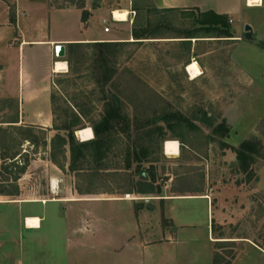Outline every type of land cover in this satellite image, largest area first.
I'll return each mask as SVG.
<instances>
[{
	"label": "rangeland",
	"instance_id": "obj_1",
	"mask_svg": "<svg viewBox=\"0 0 264 264\" xmlns=\"http://www.w3.org/2000/svg\"><path fill=\"white\" fill-rule=\"evenodd\" d=\"M44 1L55 7L97 10L107 16L101 30L92 27V32L95 35L105 32L117 40L111 41L112 46L105 51L115 73L111 83L104 85L97 70L98 61L103 59L99 48H77L72 56L74 72L57 74L52 79L56 83L52 87L55 96L52 110L40 105L42 120L38 125H24L36 133L39 129L46 130L50 144L57 134L54 128L63 124L67 113L79 115V127L92 128L105 116L106 105L114 97L119 99L121 119L113 121L114 129L108 135L105 149L97 155L96 150H87L86 157L77 164L79 170H70L71 153L67 152V160L62 161L68 166L67 172L54 187L46 162H52L50 146L42 143L32 146L23 141L21 147L18 141L24 136L23 131L12 130L5 135L0 130V149L4 154L19 150L22 164L31 165L29 174L20 181L22 195L0 196V242L13 243L8 237H17L16 232L26 219L19 214L22 204H7V201H49L78 190L116 192L125 197V192L137 190L139 183L145 181L144 173L146 182L155 176L156 187L161 192L213 193L214 210L209 211L208 201L204 199L179 202L178 214L183 223L179 228L162 216L160 209L150 210L151 227H147L144 235L153 244L139 249L129 241L134 232L130 203L109 200L87 203L83 211L96 213L100 221L97 248L75 247L76 243L71 242L75 261L79 264H264V9H244L241 24L229 22L231 36L236 38L229 41L223 53L218 49L215 55L205 59L212 71L200 80L191 81L183 66L187 45L146 41V37L193 32L201 26L203 17L199 14L188 16V24L176 21L161 25L159 16L154 14L149 20L152 23H148L146 0ZM115 10H128V20L115 21ZM57 20L53 28L56 33H82L77 15L66 19L59 16ZM247 24L255 29L252 39L245 37ZM212 46L218 48L219 43ZM70 48L69 45L68 51ZM67 58L68 53L60 60ZM2 59L12 67L18 66L17 51ZM249 80H254V85L240 86ZM16 111L18 105L14 99L0 100V121L9 120ZM75 135L83 142L77 132ZM253 135L260 138L257 137L263 147L260 153H252L255 162L244 171L236 149ZM165 139L183 142L179 157L164 155ZM5 164L0 154V192L1 186L17 173L13 167L8 173ZM23 208L29 216L42 211L32 203ZM66 242L64 238L51 239L42 251L26 246L27 264H52V260L54 264H65ZM12 245L15 246L13 243L9 248ZM34 253L36 257L32 259Z\"/></svg>",
	"mask_w": 264,
	"mask_h": 264
},
{
	"label": "crops",
	"instance_id": "obj_2",
	"mask_svg": "<svg viewBox=\"0 0 264 264\" xmlns=\"http://www.w3.org/2000/svg\"><path fill=\"white\" fill-rule=\"evenodd\" d=\"M253 8L263 10L264 0L253 6L250 5L249 0H146L148 23H152L149 21L151 20V14L159 16L158 22L161 25L174 24L176 21L181 22V24H188V16L193 14H199L203 17V20L199 22L201 26H197L193 32L189 31L174 36L160 34L158 36L146 37V41L173 42L176 46L180 44L183 47L187 45L189 50L186 63L183 65L185 66L184 71L189 75L191 81L200 80L206 73L213 70L205 64V59L211 55H215L217 53L215 51L218 49L223 53L229 47V41L236 38L235 36H231L229 22L233 24L237 22L236 26H238L243 22L244 9ZM84 11L87 12L85 19L83 18ZM37 15L40 17H37ZM73 15H77L81 34H59L53 30L59 16H63L66 19ZM224 17L229 20L228 25L224 24ZM214 21L219 23V26L216 28H212L211 24H209V22ZM102 23H107V16L97 10L93 11L88 10V8L71 6L55 7L50 2L44 0H0V100L14 99L18 105L16 115L9 120L0 121L1 132L8 135L12 130L14 132H22L23 128H28L24 124L38 125L37 122L43 118V112H40L38 109L40 105L47 106L48 111L52 110V87L56 86V83L52 79L57 74H70V66L67 61H63L67 63V71H56L57 63L62 61L55 55L57 44H64L68 53L69 45L74 43L117 41L108 37L105 32L101 35L93 34L92 27L101 30L100 25ZM214 43H219L218 48L212 46ZM16 51L19 63L17 67H12L7 62H4L2 58L11 56ZM193 62H197L202 71V75L196 79H192L187 70L188 65ZM254 83V80H249L244 84L240 83V86L248 88L254 85ZM176 140L180 143V154L177 156L165 154L166 142L164 143V155L169 158L181 155L184 144L180 139ZM18 142V144H22V138ZM26 143L29 142L26 141ZM31 145L34 146L33 144ZM21 147H23V144ZM15 153L20 154L16 156L15 160H18L22 154L19 150L15 149V152L10 150L8 158L4 159L6 164H9L7 163L8 161L12 162L10 158ZM17 162L21 163L20 159ZM46 162L51 174L50 184L54 187L58 181L63 180L68 166L61 169L49 160H46ZM30 166V164H27L25 173L18 180L19 193L13 196H0L10 198L20 197L22 195L20 181L29 174L28 168ZM66 176L68 179H74L71 175ZM138 190L125 192V197L116 192H86L78 190L75 193L70 192L65 197L54 198L49 201L44 199H34L31 201L15 199L7 201V204H22L19 214L22 219H26L25 221L22 220V225L16 232L17 237H8L13 241L15 246L12 245L13 247L9 248L13 243L5 242L3 244L0 242V253L2 252L0 264H27L26 246H33L32 248H38L42 251L44 247L48 246V241L51 239L53 241L55 238H64L67 241L65 246V264H77L78 262L71 255V242L76 243L75 247L80 246L91 249L94 247L96 249L97 236L100 230V221L96 213L89 210L85 211V209L83 211L82 209L85 208L83 205L87 203H98L106 200L130 203L133 208L132 225L134 232L130 236L129 241L132 242L133 247L139 249H145L153 244L144 235L146 234V230L151 227L150 210L156 212L160 209L162 216L171 220L176 228L183 226L178 214L180 209L178 203L181 201L204 199L208 201L209 211L211 208L214 210L213 193L207 194L199 190H178L168 193L157 189L160 192L146 194ZM129 196L130 198H128ZM148 199L155 202L151 204V202H147ZM28 203L37 205L42 211L29 216L26 209L23 208V205L26 206ZM29 218H38L40 223L31 226L28 224ZM147 227L149 228L147 229ZM4 250H6L5 253ZM35 257L36 253L31 258L34 259ZM52 264H54V260H52Z\"/></svg>",
	"mask_w": 264,
	"mask_h": 264
},
{
	"label": "trees",
	"instance_id": "obj_3",
	"mask_svg": "<svg viewBox=\"0 0 264 264\" xmlns=\"http://www.w3.org/2000/svg\"><path fill=\"white\" fill-rule=\"evenodd\" d=\"M87 16V12H83V18L85 19ZM225 25H228L229 20L225 18ZM209 24L212 25V27H218L219 23L217 21L209 22ZM227 28V26H226ZM227 31V30H225ZM111 42H96V43H74L70 44V50L68 51V58L67 62L70 66V73L74 72L73 64H72V56L74 53V50H76L79 47H94L99 48V53L102 55L103 59L99 63V66L97 67L98 72L100 73V76L102 77L103 84L108 85L111 83L114 70L110 66L108 59L106 58L105 51L109 50V48L112 46ZM104 55V56H103ZM97 62V63H98ZM52 105L54 107L55 105V96L52 95ZM119 99L118 98H112L110 100V103L106 105V114L101 119V121L97 124H95L92 129L94 132V138L89 141H83L79 142L77 140L75 133L86 127H79L80 125V117L78 114L72 113L71 116L68 115L66 111V118L63 121V124L60 127L54 128V130L57 131V134L51 139L50 144L48 143L46 135V130L39 129V131L36 133V131L33 128H23V134L22 141H28L30 144L36 145L42 143L44 146L48 147L50 146L51 150V160L56 165H58L61 169L65 168V165L63 162L67 160V152L69 151L71 153V163H70V170L77 171L79 168H77V164L83 160L86 157L87 150H96V155L99 154V151H103L107 145V139L110 132L114 129L113 121H117L120 118V106H119ZM79 106V105H78ZM221 125H219V128ZM217 128V129H219ZM61 132H65V134H62ZM42 134V135H41ZM6 135V134H5ZM169 139H165V142ZM262 142L256 137L252 136L251 139L245 140L242 142L240 147L236 149L237 153V159L240 162V166L244 171H248L254 163V158L252 156V153H260L262 150ZM2 149H0V153L2 155V159L6 160L8 158V155L2 153ZM20 154L15 153L10 158L12 162L10 164L5 165V170L8 171L10 168H16L17 173L13 176V179H11L12 182L8 179V183L1 186L3 189L0 192V195H6V196H13L17 195L19 193V185L18 180L20 179L21 175L25 173L27 163L22 164V162H17L22 155L19 157L18 160H15L16 156ZM63 161V162H62ZM13 174V173H12ZM143 179L144 178V173ZM10 182V183H9ZM155 176H152V179L150 181H143L139 183V190L140 192H144L146 194L156 193L160 192V190H157L159 188L155 185Z\"/></svg>",
	"mask_w": 264,
	"mask_h": 264
},
{
	"label": "bare ground",
	"instance_id": "obj_4",
	"mask_svg": "<svg viewBox=\"0 0 264 264\" xmlns=\"http://www.w3.org/2000/svg\"><path fill=\"white\" fill-rule=\"evenodd\" d=\"M261 0H249L250 5H255ZM114 20L118 22H125L128 20L129 11L128 10H115L113 12ZM67 63L59 61L56 65V71L62 72L66 70ZM187 70L192 79H196L202 75V71L197 62L190 63L187 67ZM67 71V70H66ZM77 135L82 141L92 140L94 138V132L91 127L82 128L77 131ZM165 154L168 156H177L180 154V143L177 140H168L165 143ZM40 220L38 218H29L28 224L31 226L38 225Z\"/></svg>",
	"mask_w": 264,
	"mask_h": 264
},
{
	"label": "water",
	"instance_id": "obj_5",
	"mask_svg": "<svg viewBox=\"0 0 264 264\" xmlns=\"http://www.w3.org/2000/svg\"><path fill=\"white\" fill-rule=\"evenodd\" d=\"M254 29L251 25L247 24L245 26V37L247 39H252L253 37ZM55 55L59 59L66 58L67 52H66V46L64 44H57L55 47Z\"/></svg>",
	"mask_w": 264,
	"mask_h": 264
},
{
	"label": "built area",
	"instance_id": "obj_6",
	"mask_svg": "<svg viewBox=\"0 0 264 264\" xmlns=\"http://www.w3.org/2000/svg\"><path fill=\"white\" fill-rule=\"evenodd\" d=\"M113 19H114V16H113ZM107 25H109V24H107Z\"/></svg>",
	"mask_w": 264,
	"mask_h": 264
}]
</instances>
